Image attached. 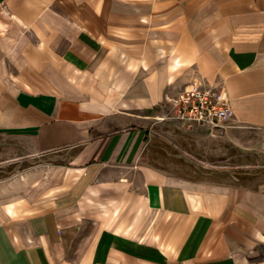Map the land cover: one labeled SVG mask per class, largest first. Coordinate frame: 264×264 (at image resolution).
Wrapping results in <instances>:
<instances>
[{"label":"crops","instance_id":"crops-1","mask_svg":"<svg viewBox=\"0 0 264 264\" xmlns=\"http://www.w3.org/2000/svg\"><path fill=\"white\" fill-rule=\"evenodd\" d=\"M190 85L223 93L222 127L171 117ZM0 138L77 150L0 180V264H264V185L176 151L264 154V0H0Z\"/></svg>","mask_w":264,"mask_h":264},{"label":"rangeland","instance_id":"rangeland-1","mask_svg":"<svg viewBox=\"0 0 264 264\" xmlns=\"http://www.w3.org/2000/svg\"><path fill=\"white\" fill-rule=\"evenodd\" d=\"M170 132L174 134L173 131ZM168 133L169 130L165 126L156 132L160 138L159 145L165 149L172 146L167 143ZM192 150L194 151L193 147ZM176 151L181 152V158H179L181 162L186 161L200 171L205 170V173H199L202 177H213L232 183H246L256 187L264 185V154L248 153L234 149L229 144L222 145L215 151L209 150L206 156L204 154L192 156L185 153L187 158H183V151H180V148H176ZM76 154L75 149H62L48 154L25 153L17 148L15 142L0 138V180H20L22 184L32 182L33 185L42 179L53 181L61 168L65 172L69 171L70 161Z\"/></svg>","mask_w":264,"mask_h":264},{"label":"built area","instance_id":"built-area-1","mask_svg":"<svg viewBox=\"0 0 264 264\" xmlns=\"http://www.w3.org/2000/svg\"><path fill=\"white\" fill-rule=\"evenodd\" d=\"M171 112V117L186 129H193L197 125L217 129L231 115L223 93L199 85L183 88L172 100Z\"/></svg>","mask_w":264,"mask_h":264}]
</instances>
